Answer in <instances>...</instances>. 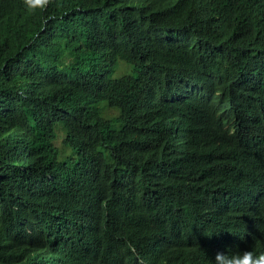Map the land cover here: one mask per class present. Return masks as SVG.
Masks as SVG:
<instances>
[{"label":"trees","instance_id":"1","mask_svg":"<svg viewBox=\"0 0 264 264\" xmlns=\"http://www.w3.org/2000/svg\"><path fill=\"white\" fill-rule=\"evenodd\" d=\"M246 250L264 252V0H0V264Z\"/></svg>","mask_w":264,"mask_h":264},{"label":"clouds","instance_id":"2","mask_svg":"<svg viewBox=\"0 0 264 264\" xmlns=\"http://www.w3.org/2000/svg\"><path fill=\"white\" fill-rule=\"evenodd\" d=\"M25 9L31 14L43 13L53 3V0H23ZM213 264H264V252L259 254L252 250L217 252Z\"/></svg>","mask_w":264,"mask_h":264},{"label":"bare ground","instance_id":"3","mask_svg":"<svg viewBox=\"0 0 264 264\" xmlns=\"http://www.w3.org/2000/svg\"><path fill=\"white\" fill-rule=\"evenodd\" d=\"M99 228V227H98ZM110 238V237H109ZM53 252V251H52Z\"/></svg>","mask_w":264,"mask_h":264}]
</instances>
